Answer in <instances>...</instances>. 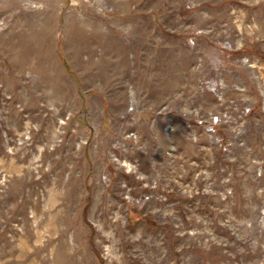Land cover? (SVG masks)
Returning a JSON list of instances; mask_svg holds the SVG:
<instances>
[{"label": "rangeland", "instance_id": "obj_1", "mask_svg": "<svg viewBox=\"0 0 264 264\" xmlns=\"http://www.w3.org/2000/svg\"><path fill=\"white\" fill-rule=\"evenodd\" d=\"M0 264H264V0H0Z\"/></svg>", "mask_w": 264, "mask_h": 264}]
</instances>
